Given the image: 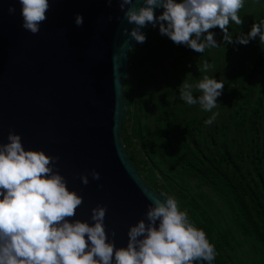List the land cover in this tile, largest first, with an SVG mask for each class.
Returning a JSON list of instances; mask_svg holds the SVG:
<instances>
[{"label":"water","instance_id":"water-1","mask_svg":"<svg viewBox=\"0 0 264 264\" xmlns=\"http://www.w3.org/2000/svg\"><path fill=\"white\" fill-rule=\"evenodd\" d=\"M49 3L47 19L34 35L22 27L19 0H0V143H6L12 131L26 149L58 156L54 170L83 197L70 222L94 223L91 210L106 206L108 239L117 247L126 246L129 227L146 220L151 204L147 194L159 196L122 140L131 50L124 43L130 38L121 29L135 25L128 24L118 0ZM134 3L138 8L143 0ZM154 12L159 16L163 8ZM77 13L82 26L74 23ZM136 44L131 39L129 48ZM93 169L100 173L99 181L91 178ZM81 174H89L88 185L81 183Z\"/></svg>","mask_w":264,"mask_h":264},{"label":"clouds","instance_id":"clouds-1","mask_svg":"<svg viewBox=\"0 0 264 264\" xmlns=\"http://www.w3.org/2000/svg\"><path fill=\"white\" fill-rule=\"evenodd\" d=\"M118 2L128 24L135 25L131 30L121 29L130 38L124 42L129 50L131 39L145 42L141 29L150 23L153 27L158 24L161 35L175 44L198 53L220 46L211 31L216 27L223 32L225 44L233 42L229 24H242L238 13L244 6V0H143L138 8L134 0ZM19 3L22 27L34 35L39 33L40 25L47 19L49 0ZM156 8H163L159 16L154 12ZM8 11L14 13L15 8ZM74 23L82 26V15L77 13ZM257 36L264 44V20L253 23L250 32L237 36L236 42L247 44ZM210 67L205 60L198 66L205 73L202 79L194 84L185 80L179 88L186 104H199L207 112L216 108L224 87L222 81L206 74ZM194 91L200 95L194 96ZM218 115L212 112L205 125H211ZM58 159L43 150L26 149L21 136L12 131L7 142L0 143V264H212L215 260V247L206 233L167 193L147 194L151 204L146 220L142 218L129 227L126 246L117 247L114 240L108 239L104 225L106 206L97 205L91 210L94 223L81 219L70 222L83 197L70 190L64 176L54 170ZM90 175L95 181L101 178L95 169ZM80 180L88 185L89 174H81ZM112 236L115 237L114 230Z\"/></svg>","mask_w":264,"mask_h":264},{"label":"trees","instance_id":"trees-1","mask_svg":"<svg viewBox=\"0 0 264 264\" xmlns=\"http://www.w3.org/2000/svg\"><path fill=\"white\" fill-rule=\"evenodd\" d=\"M249 20L260 22L255 15ZM145 36L144 43H137L128 52L124 88L127 110L122 131L125 149L159 194H169L167 182L176 180L182 186L187 181L193 183L194 192L190 198L185 196L180 209L214 245L215 264H264V44L259 37L255 38L259 47L247 53L249 64L236 72L232 80L238 89L232 88L224 98L228 111L220 108L215 121L205 125L211 112L198 116V104H186L174 84L165 85L162 95L152 96L149 103L154 105L155 113L151 118L142 114L145 95L152 93L145 90L144 78L138 74L165 42L158 24L150 27ZM182 53L187 55L189 50L182 49ZM183 66L182 70H186ZM174 95L177 99L172 98ZM135 145L143 152L142 158ZM140 163L148 169L144 170ZM205 188L221 198L232 224L220 223L224 207L221 203V208L216 207ZM243 245L252 255L230 261L226 250Z\"/></svg>","mask_w":264,"mask_h":264},{"label":"rangeland","instance_id":"rangeland-1","mask_svg":"<svg viewBox=\"0 0 264 264\" xmlns=\"http://www.w3.org/2000/svg\"><path fill=\"white\" fill-rule=\"evenodd\" d=\"M238 15L242 18V24L239 26L234 22H230L228 29L232 34L233 42L225 44L223 40V32L219 27H216L211 31L214 33V38L220 46L216 48H206L203 53L195 52L186 45L175 44L169 37L163 35L165 36L163 47H161L159 52L154 54V57L150 62L146 63L144 67L141 68L138 74L139 76L142 75L144 78L145 90L147 91V89H150L152 93V95H145L144 109L141 111L142 114L148 115L150 118L152 117V114L155 113V107L154 105H151L149 101L155 94L157 96L162 95V90L165 85L170 86L174 84L180 88L185 80L194 84L202 79L205 73L200 72L198 66H202L205 60L211 65L206 74L224 83L222 93L217 97V106L212 112L220 113V108H224L225 113L228 111V103L224 98L225 96H228V93L230 94L232 88H234V90L238 89L237 84L232 81L234 74L242 68L246 69L249 64L247 57L248 59L250 58V54L247 53L252 50L256 51L259 47V43L256 39L249 40L247 44H240L236 42V37L239 35L246 36L249 33V29L253 25L252 21L249 20L250 16L255 15L259 21L264 20V0H244V6L239 11ZM182 49L189 50V53L187 55L183 54ZM166 50H169L170 53H166ZM182 66L185 67L186 70H182ZM193 94L194 96L200 95V93L195 91ZM172 98L177 99L175 95ZM153 103H155V101ZM197 110L198 116L202 115L204 112L199 104ZM132 123L133 122L129 123L131 134ZM246 138L248 139L249 136H246ZM247 141L248 140L245 142ZM138 146L139 145H135L134 148L138 156L142 158L144 154ZM140 165L144 170L148 169L143 163H140ZM166 187L169 194H172L180 205L185 204V196L190 198V195L194 192L193 183L191 181H187L186 186H182L174 180L172 182H167ZM204 190L206 191L208 198L212 200L216 207L219 206L221 208V204L224 207V210L220 215V223L222 225L231 223L232 219L230 212L227 206L222 202L221 198L216 197L208 188H205ZM236 236L242 238L241 234H237ZM248 250L249 249L246 245L241 247L237 246L231 250H226L225 254L230 261L233 259L241 261L247 259L246 255H252V252L250 253Z\"/></svg>","mask_w":264,"mask_h":264}]
</instances>
